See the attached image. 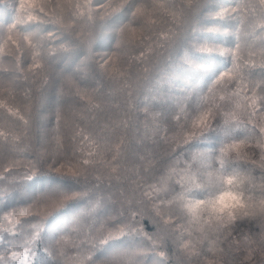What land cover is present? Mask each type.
I'll return each instance as SVG.
<instances>
[{"label":"snow or ice","instance_id":"6c2138e0","mask_svg":"<svg viewBox=\"0 0 264 264\" xmlns=\"http://www.w3.org/2000/svg\"><path fill=\"white\" fill-rule=\"evenodd\" d=\"M11 8L6 34L15 33L16 46L0 78V201L11 207L3 219L15 218L8 231L22 242L0 237L10 246L0 264L18 258L7 256L16 247L25 249L23 264H60L51 249L62 255L73 233L84 238L75 264H264V0L187 8L176 0H19ZM162 12L173 22L160 37ZM50 103L73 113L64 140L59 112L55 129L44 123ZM169 131L178 144L215 138V146L192 152L159 181L167 184L160 196L155 170L132 165L149 160ZM48 176L64 183L32 189ZM221 184L229 199L219 208L197 195ZM143 185L160 203L149 207ZM70 205L76 210L53 227Z\"/></svg>","mask_w":264,"mask_h":264},{"label":"trees","instance_id":"16d2710c","mask_svg":"<svg viewBox=\"0 0 264 264\" xmlns=\"http://www.w3.org/2000/svg\"><path fill=\"white\" fill-rule=\"evenodd\" d=\"M196 2H197V0H176L177 4H184L185 8L188 7L189 3L194 4ZM11 5L12 4L7 3L6 1L3 5H0V26H2V27H6V25L8 23H10L11 20L13 19L14 12L11 8ZM172 22H173V18L171 15L163 14V16L156 23L157 35L160 37H163L164 35H166L168 29L172 25ZM54 40L58 44V41H56V39H54ZM51 43H52V41H51ZM52 45H53V43H52ZM127 55H128V53L124 54L125 57ZM135 55L138 56L139 52L137 51L135 53ZM123 58L124 57H122V59ZM118 63H119V61H118ZM123 67L127 68L128 65L124 64ZM135 70L136 69H133V71H135ZM6 75L7 74L0 72V77H4ZM41 83H42V81H41ZM72 90L75 93V89L73 88ZM66 92H67V87L65 88V95H66ZM57 95L58 96L60 95L59 86L57 88ZM4 96H5V94L3 96H0V97H4ZM23 99H24V94H23V92H21L19 97H18V100H23ZM81 102L84 104V106H87L89 104V98H85ZM92 102L96 103V101H94V100ZM66 110H68L67 107H66ZM58 112H59V114H62L60 108L56 109L53 114H57ZM16 123L19 124V121H17ZM162 127L167 128L168 125H163ZM4 130L7 131V128H5ZM171 134H173V132H171V131L167 132V136L169 137L168 142H165L164 140L161 139L159 141L158 145L154 144L151 146L152 150L154 152V155L152 152H150L149 153V160L138 161L136 164L132 165L133 167L139 168L140 165L143 164L144 167H148V168H150V170H155L156 175H155V179L152 181V184H155L160 177L167 175L171 170L170 168L173 167V164H175L176 162L180 161V165H181L184 162L188 161L189 156L192 153L191 148H189V145L178 144L176 141L171 139L174 136ZM163 135H164V133L161 136H163ZM91 147H85L84 146L85 153ZM92 150H95V149L92 148ZM112 151L113 152L116 151L115 145L112 146ZM2 162L4 164V161H1L0 163H2ZM5 164H4V166H5ZM243 166L244 167H252L251 165H243ZM0 172H2L1 168H0ZM253 174L258 178L260 176L259 168H256V170ZM63 183L64 182L59 181L56 177L48 176V177H41V178H38V179L32 181L31 187H32V189L35 190V189L43 188L45 186L51 187L52 185L63 184ZM145 186H149V185H145ZM145 200L149 201V207H151V199L149 198L148 195L145 198ZM8 204L10 205L11 201H9ZM76 207H77L76 205H70L68 209H66L64 212L60 213L58 216L54 217L53 220L51 221V223L53 224L54 222H59V221L61 222L62 220L65 219V217L67 216V213L69 211L76 210ZM7 211H11V207H6L5 202L0 201V237H4V239H6V240L16 239V240L20 241L19 237L14 236L12 234V232L8 231L9 229H13V226L15 224V218L14 217L9 218L11 220V223H9L8 220H4L3 215ZM143 223L145 224V230L146 231L154 230L152 225L149 224L147 221H144ZM20 242H22V241H20ZM117 243H120V242H117ZM116 245H118V244H116ZM116 245H112V246H116ZM8 247H10V246L6 245L4 243V240H0V252H4L5 249ZM15 250H20L21 252L25 251V249L23 247L12 248L11 251L7 252V256L10 257V254L12 253V251H15ZM38 255L46 256L47 254L42 249H40V250H38Z\"/></svg>","mask_w":264,"mask_h":264},{"label":"rangeland","instance_id":"374dc122","mask_svg":"<svg viewBox=\"0 0 264 264\" xmlns=\"http://www.w3.org/2000/svg\"><path fill=\"white\" fill-rule=\"evenodd\" d=\"M5 1L7 3H10V4L15 5V6H18V4H19V0H5ZM39 2H40V0H37V3H39ZM101 11H103V10H101ZM163 14H168V13L162 12V13L158 14L155 17L156 21H158L163 16ZM14 37H15V33H13V39L9 40L8 35L6 34V27L0 28V72H3L5 74H8L5 70L10 69V64H9V60H11L10 53L16 46L15 42H14ZM54 39H55L54 36L49 38V40L52 41L53 46L57 45V42H55ZM25 47H27V45H25ZM17 55H19V54H17ZM113 59H116V58H113ZM32 71L36 72V71H38V69L33 68ZM0 78H2V77H0ZM3 92H4L3 89H0V96L4 95ZM72 92H73V90H72ZM73 94H74V92H73ZM65 96H67V92H66ZM80 103L82 105H84L81 101H80ZM21 107H24V105H21ZM59 108H60L61 113H62V114H59V119H60L59 132L61 133V135H58L57 138L60 140H64L65 138H64V135H62V134L67 133V131H68L67 124L72 121L73 113L72 112L70 113V111L66 110V107H60L55 103H50L49 105L45 106V108L42 111L44 112V114L46 116L49 117L48 120L44 121V123L47 126V130L52 131L53 129H55L57 127V125H56L57 114H53V113L56 109H59ZM79 115H80L79 112L75 113V116L77 118L79 117ZM162 134H163V132L161 133V135ZM171 135H174V133ZM214 139L215 138H212V140H210V141H206L204 143H200L197 145L196 144L189 145V148H191L192 152H194V151H211L212 147L215 146L213 143ZM67 142H69V141H66V143ZM84 146L85 147H91V145H87V144H85ZM187 162L188 161L184 162L181 165H180V161L176 162L175 164H173V167L170 168L171 170L167 175L160 177L158 179V181L155 184H153L158 189H160V192H159L160 196L164 195V191H166V189H167V184L166 183L161 184V183H159V181L167 178V176L170 173H172L174 171V169L178 170L180 167H182ZM5 163H7V161H4V164ZM4 164H3V162L0 163V168L2 171H3ZM177 187H178V185H177ZM143 190L148 193V196L151 200L154 199L156 203H160V200L157 198V193L153 192L151 187L143 185ZM197 195L202 197L203 194L197 193ZM146 197H147V195L144 196V199ZM74 211H69L64 220H66V218ZM64 220H62L61 222L60 221L54 222L52 224L53 227H58ZM83 239H84L83 237H77L75 233H73L71 235H66L64 243L62 245V253L63 254L60 255L59 253H57L55 247H53L51 249V251L53 252V254H56L58 256V258L60 259V264H75V258L78 255L77 248L75 247V245L79 244L80 241ZM117 244H119V243H117ZM53 245H55V241H53ZM116 246H118V245H116ZM111 247H115V246L111 245ZM15 252L18 253V258L16 260L10 261V264H23V257L19 256V253H22V252L20 250H15ZM11 255H12V253L10 254V257H11ZM97 255H102V253L97 254Z\"/></svg>","mask_w":264,"mask_h":264},{"label":"clouds","instance_id":"9594fccd","mask_svg":"<svg viewBox=\"0 0 264 264\" xmlns=\"http://www.w3.org/2000/svg\"><path fill=\"white\" fill-rule=\"evenodd\" d=\"M201 198L216 203L217 208H219L221 206L220 202L227 203L229 194L226 191V186L221 184L217 189L211 192H204Z\"/></svg>","mask_w":264,"mask_h":264}]
</instances>
